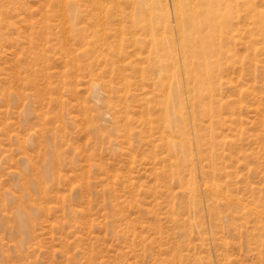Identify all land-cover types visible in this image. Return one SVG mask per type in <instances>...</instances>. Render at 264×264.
Instances as JSON below:
<instances>
[{"label":"rangeland","instance_id":"obj_1","mask_svg":"<svg viewBox=\"0 0 264 264\" xmlns=\"http://www.w3.org/2000/svg\"><path fill=\"white\" fill-rule=\"evenodd\" d=\"M247 1L251 33L201 84L142 30L174 0H0V264H264V0ZM96 5L120 44L75 31Z\"/></svg>","mask_w":264,"mask_h":264},{"label":"bare ground","instance_id":"obj_2","mask_svg":"<svg viewBox=\"0 0 264 264\" xmlns=\"http://www.w3.org/2000/svg\"><path fill=\"white\" fill-rule=\"evenodd\" d=\"M239 3L243 10V16L234 22L236 15L233 12ZM247 4V0H174L173 15L160 17L157 20L158 27H154L152 20L142 25L143 32L152 37V46L167 54L164 59L160 58L157 61L159 67L162 68L163 64L166 66L165 68L176 67L174 51L170 48L176 41L179 44L181 57L186 64L189 76L201 84L210 83L212 77H214L213 72L218 68L216 59L222 42L225 39L227 40L226 43L229 42L232 35L231 32L234 29L244 27L247 33L252 31L246 25V19L248 18L246 14L253 8ZM97 6L87 9H80V7L74 6L75 8L71 11V17L75 31L77 30L79 34H83L87 30H90L92 34L102 32L104 39L117 38L115 44H120L118 34L121 31L122 17L119 14L113 16L103 14L101 8ZM262 15H264L262 10H257L253 13V23L258 32H262ZM255 16L261 19L257 21ZM38 23L39 21L36 22L37 25ZM40 23L45 27L43 20ZM46 29H50V25H46ZM114 46L116 45H112L113 49H115ZM119 57L122 56L117 53L116 61H119ZM162 111V117L169 119L170 122H184L186 119L183 113L180 115L172 114L167 107H164ZM206 116L210 120L214 118V116L209 114ZM215 122L211 121L210 124L212 125ZM167 127H169V124H167ZM181 134L184 144H190L191 141L185 135V132H181ZM174 144L175 141L172 139L167 141L168 148H172ZM253 212L257 213L258 210L254 209ZM17 215L20 226L24 227L26 224L25 214L19 211Z\"/></svg>","mask_w":264,"mask_h":264}]
</instances>
